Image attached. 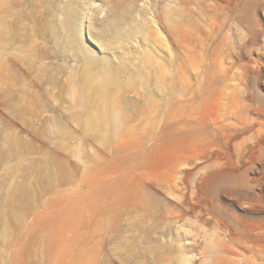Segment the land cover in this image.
<instances>
[{
	"label": "rangeland",
	"instance_id": "rangeland-1",
	"mask_svg": "<svg viewBox=\"0 0 264 264\" xmlns=\"http://www.w3.org/2000/svg\"><path fill=\"white\" fill-rule=\"evenodd\" d=\"M0 264H264V0H0Z\"/></svg>",
	"mask_w": 264,
	"mask_h": 264
},
{
	"label": "bare ground",
	"instance_id": "bare-ground-1",
	"mask_svg": "<svg viewBox=\"0 0 264 264\" xmlns=\"http://www.w3.org/2000/svg\"><path fill=\"white\" fill-rule=\"evenodd\" d=\"M68 12H69L68 13L69 16H71V17H74L75 16V13H74V11L71 8H69Z\"/></svg>",
	"mask_w": 264,
	"mask_h": 264
}]
</instances>
